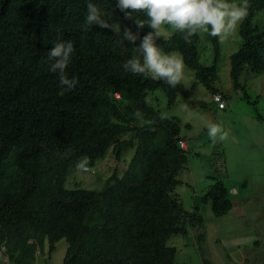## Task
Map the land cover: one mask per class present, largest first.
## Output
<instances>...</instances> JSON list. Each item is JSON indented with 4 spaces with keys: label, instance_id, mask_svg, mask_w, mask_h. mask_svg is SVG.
<instances>
[{
    "label": "trees",
    "instance_id": "16d2710c",
    "mask_svg": "<svg viewBox=\"0 0 264 264\" xmlns=\"http://www.w3.org/2000/svg\"><path fill=\"white\" fill-rule=\"evenodd\" d=\"M92 2L122 29L136 31L134 19L147 20L143 12L127 18L117 0ZM247 2L239 46L228 55V79L250 103L239 76L264 70V29L252 22L264 0ZM87 3L0 0V252L6 259L0 264H32L59 240L66 243L60 264H178L168 238L194 230L196 243L203 241V220L199 206L184 209L174 191L188 154L178 146L186 139L179 119L160 116L147 95L159 90L171 105L179 85L125 73L122 65L140 41L121 44L110 29L86 24ZM58 35L73 43L65 74L77 81L63 96L47 57ZM207 35L214 53L208 66L198 60V35L186 44L172 30L158 44L165 53L178 52L196 81L225 102L227 91L213 83L217 38ZM125 149L132 154L121 174L115 166L100 188L65 186L82 158L92 171L107 152L117 161ZM209 178L200 202L222 217L232 204L222 180Z\"/></svg>",
    "mask_w": 264,
    "mask_h": 264
},
{
    "label": "rangeland",
    "instance_id": "374dc122",
    "mask_svg": "<svg viewBox=\"0 0 264 264\" xmlns=\"http://www.w3.org/2000/svg\"><path fill=\"white\" fill-rule=\"evenodd\" d=\"M231 3L241 4L242 0H231ZM252 22L264 29V10L256 11ZM171 31L170 27L165 28L163 37ZM198 37V60L208 66L214 59L210 40L207 32L201 31ZM217 44L215 82L221 86V89L224 88L227 91L226 110L224 111L228 112L227 115L222 116L221 112L217 111L214 104L209 101L210 92L196 81L193 71L187 67L184 68V81L179 85V93L173 104L167 105L164 95L159 90L147 95L148 103L158 111L160 116H175L179 119V134L187 140L188 154L186 168L177 175L181 182L176 185L174 191L179 196L184 209L192 210L194 205H198L203 220L201 229L203 241L196 243V231L193 230L185 235L171 236L167 243L176 248L178 264H264V162L261 166L263 170L260 172L263 181L259 182L257 179L246 183L245 186L235 187L231 196L232 209L224 216L213 217L200 202L201 192L211 183L209 177L215 175L216 178L221 179L220 169L223 170L227 166L226 162H223L224 153L222 154L221 151L225 150V155H227L228 149H230V137L221 142L210 139L207 129L209 122L222 124L225 130L233 133L240 144L236 145L235 156H240L243 153L246 156L251 154V152L245 151L250 145H242V141L238 139V135L244 132L242 126L249 122L250 114L261 116L262 119L258 121L253 119L252 121L255 125L260 126L259 132H264V70L257 74L249 73L239 76V81L244 83V92L250 101L247 103L240 98L243 91L233 90L229 86L228 79V55L239 46L237 30L235 34L223 41L217 39ZM168 53L180 57L178 52ZM185 124L188 126L186 127ZM245 129L250 132L255 130L251 132L252 136L258 132L257 128L251 124ZM252 139L255 141L261 139L260 144L263 145L258 148L264 151V135L262 138L253 137ZM131 154V149H125L116 161L113 153L107 152L92 166L95 169L94 174H92L94 169L83 171L75 167L65 181V186L72 187L77 182L81 187L100 188L104 178L114 170L115 166L118 174H121ZM230 157H233L232 153ZM248 161L249 159L242 165L238 164L234 171L243 180L241 181L243 185L245 179L250 180L252 177L250 172L242 173L245 164L251 166V162L247 163ZM65 245L64 240L57 241L48 257L45 252L36 253L32 264H60ZM44 250L46 249L44 248ZM0 260H6L1 252Z\"/></svg>",
    "mask_w": 264,
    "mask_h": 264
},
{
    "label": "clouds",
    "instance_id": "9594fccd",
    "mask_svg": "<svg viewBox=\"0 0 264 264\" xmlns=\"http://www.w3.org/2000/svg\"><path fill=\"white\" fill-rule=\"evenodd\" d=\"M117 7L125 13L127 18H131L132 12H143L147 20L134 19L136 31L131 27L121 28L119 23H109L106 13H101L92 0H88L85 22L88 25H98L102 29H110L116 36L120 37L123 44L127 41L137 48L133 49V54L122 65L125 73L134 76L152 78L163 81L170 87L181 85L184 81V61L181 57L173 53H165L159 46L158 41L165 35L164 29L171 28L175 32L182 34V39L186 44H192V38L201 31L207 32L211 37L220 41L227 39L235 34L238 26L247 18L249 4L243 0L241 4L231 3V0H117ZM130 10V11H129ZM150 29L143 36L140 30L145 26ZM53 47L47 52V57L53 61L49 70L59 74L60 92L63 96L65 89L71 90L76 86V79L70 78L65 74L74 52L73 43L64 40L59 35L53 41ZM218 86L217 82H213ZM185 87L187 85H184ZM219 88V87H217ZM216 109V103L211 100ZM116 96L117 94L114 93ZM221 95V93H220ZM222 98V96H221ZM137 116L140 113H136ZM210 139L225 141L229 137V132L222 124L209 122L207 125ZM185 142L186 139H181ZM180 148V147H179ZM70 151L65 156L70 155ZM88 158H82L77 162V169L86 171Z\"/></svg>",
    "mask_w": 264,
    "mask_h": 264
},
{
    "label": "crops",
    "instance_id": "0c3cea01",
    "mask_svg": "<svg viewBox=\"0 0 264 264\" xmlns=\"http://www.w3.org/2000/svg\"><path fill=\"white\" fill-rule=\"evenodd\" d=\"M219 88H220V85L218 84ZM230 86V84H229ZM221 89V88H220ZM223 92H224V88L221 89ZM226 103V102H225ZM226 104L224 106L223 109H217V111H220L221 112V115L222 116H225L227 115V111L224 112L226 109ZM250 119H249V122H247L244 126H242V128L244 129V132L240 135H238V139L242 141V145H250V147L245 151H249L251 152L250 156H246L244 153L240 156H235V148H236V145H240L236 139V137L233 136V133L229 132V137H230V149H228V153L227 155H225V150H222L221 153L223 154L224 153V160L223 162L225 163L226 162V167L222 169H220L221 173H220V177H221V180L224 184V186L226 187L227 189V192H228V196L230 198V201H231V196H232V193L234 192L233 189L235 187H238L240 185L242 186H245L246 183H250V181H254V180H259V182H262L263 181V178L261 177V174L260 172H262V163L264 162V151L262 149H259L258 147H261L263 144H260L261 143V139H259L258 141H255L254 139H252L253 137L254 138H262L263 137V133L259 130H260V126L258 125H255L253 123V119L258 121L259 119H262L261 116L259 114H257L258 117H255V114H250ZM257 118V119H256ZM252 125L254 126L255 128H257L258 130V134L256 133L255 136H252V133L253 131L255 130H251V132L249 130H246L245 128L248 126V125ZM248 129V128H247ZM254 134V133H253ZM242 136H244L242 138ZM217 141L219 140L218 138L216 139ZM221 142V141H220ZM186 146H188V143L186 141ZM231 153L233 154V157H230L231 156ZM262 154V155H261ZM249 159V161L247 163H250L251 162V166L250 165H247L245 164L244 166V169H243V172L242 173H248L250 172L249 174L252 176L250 177V180H244V185L243 183L241 184V178L238 177V175H236L234 173L235 171V167L240 164L242 165L243 162L246 163V160ZM231 172V173H230ZM233 172V173H232ZM230 173V174H229ZM260 175V176H259ZM196 202V201H195ZM231 204H233L231 202ZM198 206V205H197ZM232 209V206L230 208V210ZM229 210V211H230Z\"/></svg>",
    "mask_w": 264,
    "mask_h": 264
},
{
    "label": "built area",
    "instance_id": "2783aa9c",
    "mask_svg": "<svg viewBox=\"0 0 264 264\" xmlns=\"http://www.w3.org/2000/svg\"><path fill=\"white\" fill-rule=\"evenodd\" d=\"M211 100L216 103L218 108H222L224 106V102H223V100L221 98L220 93H218V92L211 93ZM178 146L180 148H184L185 147V142L182 141V140H178Z\"/></svg>",
    "mask_w": 264,
    "mask_h": 264
}]
</instances>
